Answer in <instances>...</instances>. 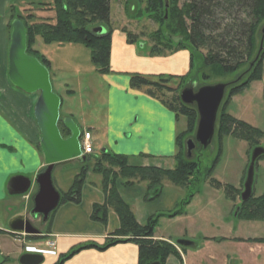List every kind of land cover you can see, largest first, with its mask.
<instances>
[{
  "label": "rangeland",
  "instance_id": "obj_1",
  "mask_svg": "<svg viewBox=\"0 0 264 264\" xmlns=\"http://www.w3.org/2000/svg\"><path fill=\"white\" fill-rule=\"evenodd\" d=\"M3 1L5 2L4 11L0 10V17L6 25L11 21V16L16 14L22 18L32 15L35 21L54 22L55 7H52L50 0L44 1V5L40 8H35L24 0ZM136 2V0H110L108 23L93 24L94 27H104L103 33L108 29L111 30L109 59L111 72L108 74L102 75L95 70L90 58V49L81 43L44 44L36 39L40 46L35 44L33 47L38 48L39 56L41 55L47 62L45 66L49 72L52 90L61 101L60 119L70 114L82 131L89 129L92 133V153L87 156L86 161L73 160L59 164L52 172L54 187L63 194L66 192H63L64 190L59 186L58 179L67 184L69 191L81 168L84 167L88 171L87 168L91 166L86 179L83 180L85 183L81 184V196L77 203L80 209L84 206L83 211L87 208V201L96 199L97 203L101 204L104 199L101 178L92 171L94 162L99 158L102 150L109 154L126 156L130 165L141 164L142 157L147 156L148 165H159L158 167L171 169L174 166L172 155L175 132L183 131L185 128L183 116L175 122V127L171 126L174 113L160 99L150 97L142 90L130 88V86L120 91L118 82L129 80L134 74L166 77L183 75L189 69L188 48L163 50L161 54L150 53L151 47L156 43L154 34L158 25L145 12V3ZM2 15H4L3 18ZM262 25H264V19L257 29V48H259L261 36L259 30ZM126 32L136 36L133 43L127 41ZM173 43L176 44V42ZM256 51L258 50H255L254 57L257 54ZM181 52H184L183 55ZM193 65L194 70L184 81L182 88L192 87L194 91L204 85L230 82L246 67L232 75L201 80L200 70L195 72V69L201 66V57L197 53L193 56ZM262 66V79L253 81L241 94L233 96L227 105V111L233 117L264 131L262 99L264 59ZM178 81L180 80H173L170 84L171 88H174ZM171 94H165L164 98L170 99ZM32 95L36 99L38 93ZM226 95L227 90L222 103ZM194 131L185 139L193 138ZM257 145L264 148V137L259 139ZM217 151L218 139L214 133L210 145L206 148L196 145L191 159H188L196 162L199 169L191 183L177 186L163 179L158 186L160 189L158 195L151 199L157 188L147 189L145 182L132 179L130 186H122L129 194L124 200L132 205L141 224L150 217L156 219L153 232L157 237L166 238L165 240L168 239L172 243L178 239H184L196 244L195 247L184 249L176 246L180 250V255H183V258L181 256L182 264H263L264 244L251 243L248 240L264 238V221L245 220L234 216L236 205L241 201L240 193L243 190V177L248 166L251 146L231 136L223 137L218 161L211 175L205 176ZM156 161L158 164H155ZM210 179L216 180L221 186L211 185ZM223 185L233 186L240 193H235L232 200L226 196ZM263 193L264 159L259 158L254 165L252 195L257 197ZM146 194L150 199L146 197ZM187 199L189 202L184 204L183 202ZM79 208L77 209L83 212ZM2 209L0 207V215H2ZM67 211L69 210L63 211V202H61L52 214L57 212L61 215L66 214ZM178 211L180 213L170 216ZM110 212L112 211L107 213ZM94 223H97L93 224L95 227L105 230L110 227L111 219L107 214L105 223L98 221ZM81 229L86 231L85 227ZM1 240L9 242L13 248L23 247V244L10 234L0 236V242ZM77 241L75 250L90 244L100 247L106 239L102 243L90 237ZM34 243H41L38 248L46 249L44 253H49L51 250L47 247L42 248L45 247L42 239ZM84 249L86 248L81 250ZM48 253L40 264L51 262V257L46 256L50 255ZM1 264H19V262L10 255ZM166 264L180 263L175 256H172Z\"/></svg>",
  "mask_w": 264,
  "mask_h": 264
},
{
  "label": "trees",
  "instance_id": "obj_2",
  "mask_svg": "<svg viewBox=\"0 0 264 264\" xmlns=\"http://www.w3.org/2000/svg\"><path fill=\"white\" fill-rule=\"evenodd\" d=\"M46 0H24V2L40 8ZM55 7L54 22L35 21L34 16L22 18L19 14L10 15L11 21L19 19L26 29V52L36 57L40 63L46 65L45 59L40 55L39 43H81L90 49L91 62L99 74H108L110 68L111 30L98 34L92 32L96 22L108 23L110 0H50ZM144 2V10L148 16L158 25L154 34L155 45L150 53L161 54L163 50L189 49V69L183 75H168L166 77L131 75L130 88L142 90L150 97L160 99L161 102L174 113L175 120L183 116L185 128L176 132L174 143L175 153L172 155L174 166L171 169L154 165H130L124 155L100 153L99 158L92 167L93 173L100 176L101 190L104 195L102 204L94 203L91 211V219L101 223L107 220L108 208L112 209L118 218V227L106 238V242L98 247L90 244L85 247H94L104 250L114 244L133 242L138 246L136 264H149L158 261L165 264L169 256H175L182 264L181 255L174 243L165 239L153 238V228L156 219L150 217L144 224H140L130 207L118 191L116 180L121 186H130L131 180L145 182L147 189L157 188L151 196L156 197L160 191L158 186L163 179L169 180L177 186H184L193 181L198 172V164L184 157L185 137L193 133L197 123L195 105L183 104L178 96L182 84L194 70L193 56L199 54L201 66V80H209L214 77L232 75L238 70L245 69L229 83L227 95L219 106L215 122V135L218 139V151L212 165L207 169L205 176H210L218 161L221 151V140L225 136L245 141L251 146V151L258 146L260 138L264 137V131L239 120L227 111V105L233 96L241 94L253 81L261 80L263 74L264 43L258 58L254 61V52L257 48L256 34L259 24L264 19V0H136ZM16 11V10H15ZM17 13V11H16ZM7 24L8 37L10 23ZM126 39L133 43L136 36L126 32ZM180 40L173 43V37ZM257 52V51H256ZM46 67V66H45ZM47 68V67H46ZM191 78V77H190ZM179 79L174 88H171L173 80ZM172 93L166 100L165 94ZM262 99L264 102V82L262 86ZM60 123V125H59ZM60 134L67 137L69 132L59 121ZM36 148L40 150L38 143ZM251 154V152H250ZM263 158L264 155L257 159ZM87 159V156L85 160ZM250 159V155H249ZM249 163V162H248ZM256 163V161H255ZM86 169L81 168L76 175L74 183L66 193H60V203L69 201L78 203L80 200V188L86 175ZM245 178V177H243ZM123 180V181H122ZM210 184L220 187L221 184L210 179ZM226 196L234 200V194L240 193L230 185H223ZM191 196V195H190ZM146 197L148 195L146 194ZM188 199L184 201L187 204ZM235 218L245 220L264 221V193L240 201ZM180 211L170 216H175ZM238 239V238H237ZM236 241H240L237 240ZM256 244H264V238H252L248 240ZM181 248V247H179ZM184 249V248H181ZM76 250H72L55 264H62L64 259L70 257ZM62 259V262H60ZM264 264V259H263Z\"/></svg>",
  "mask_w": 264,
  "mask_h": 264
},
{
  "label": "water",
  "instance_id": "obj_3",
  "mask_svg": "<svg viewBox=\"0 0 264 264\" xmlns=\"http://www.w3.org/2000/svg\"><path fill=\"white\" fill-rule=\"evenodd\" d=\"M9 45L7 49V77L9 82L17 89L26 94L38 93L33 105V117L40 132L39 147L43 157V167L33 180L24 176L11 177L6 185L9 195H22L28 191L31 184L37 186V191L32 198L33 206L30 213L41 215L42 221H46L49 215L58 207L60 193L56 190L52 181V172L56 165L77 159L85 160L81 154L79 143L80 129L71 117L61 119L63 126L68 130L69 136L62 137L58 128L60 98L52 90L48 69L40 61L26 52V29L23 22L13 19L10 23ZM92 32L102 34L104 28L97 26ZM260 41L254 61L263 48L264 25L260 27ZM173 42L180 37H173ZM229 83H215L199 87H184L179 92V99L183 104L195 105L197 123L194 137L184 140V152L187 159H191L196 145L206 148L210 145L214 131L217 111L224 97ZM105 152V150H102ZM264 155V148L255 146L250 155L246 176L243 182V190L240 193L242 202L247 201L252 193L254 175V163L256 159ZM238 208L236 209L237 212ZM235 212V214H236ZM234 214V215H235ZM11 233L33 234L36 232L23 216L17 215L7 223ZM175 244L181 247H191L193 242L178 239ZM44 257L42 254L25 252L18 258L19 264H40ZM6 258L0 252V264ZM149 264H160L158 261Z\"/></svg>",
  "mask_w": 264,
  "mask_h": 264
},
{
  "label": "crops",
  "instance_id": "obj_4",
  "mask_svg": "<svg viewBox=\"0 0 264 264\" xmlns=\"http://www.w3.org/2000/svg\"><path fill=\"white\" fill-rule=\"evenodd\" d=\"M4 4L5 2L0 0V10H2V12L4 11ZM3 17L4 15H2V18ZM7 48V25L5 22H2L0 17V207L3 208L2 215H0V236L9 234L6 231L7 222L12 217L16 215H25L27 213L31 196L37 191V186L33 184L29 192L23 196L9 195L6 190L8 180L14 176H24L33 180L35 174L43 167L42 153L36 148V143H38L40 138V132L33 117L35 96L22 92L9 82L7 77ZM183 53L184 52H181L182 55ZM189 57L190 54L188 55V62ZM146 62L148 63V60H146ZM118 83L120 85V91L129 86L128 79ZM68 116L71 115L69 114ZM175 122L176 120L173 115V120L171 122L172 127H175ZM86 130L90 132L89 129ZM90 134L92 140V133L90 132ZM175 150L176 147L174 143V153ZM142 159L140 165L147 166V156H144V158L142 157ZM155 164H158V162L156 161ZM90 168L91 166L88 167L87 170L90 171ZM88 171L84 180L87 177ZM84 183L85 181L82 185ZM116 183L121 198L123 200L124 198L126 199L129 195L127 189L119 185V179L116 180ZM58 184L64 190L63 192L68 191L67 184H64L60 179H58ZM124 201L128 203V201ZM87 202V208L83 211L84 206L80 209L76 203L65 201L63 202V211L69 210L66 214L60 215L55 212L50 215L45 224L47 229L44 232L47 235H45L46 237H44L43 240H53L56 244V251L52 252L50 255H46L51 257V262L46 264H55L61 256L67 255L72 250H75L74 246L78 243V239L90 237L102 243V241L109 237L110 233L118 227V218L110 208H108V212L110 210L112 212L107 213L108 217L110 216L111 219L110 227L105 230H100L95 227L93 224L96 225L97 223H94V220H92L90 216L92 206L94 203H97V200L91 199ZM130 207L136 220L141 224L132 205H130ZM77 208L83 212L79 211ZM84 227L86 231L81 229ZM11 236L21 242V237L17 235ZM153 238L166 239L157 237L156 235H154ZM85 246L77 248L75 253L71 255L68 260L67 258L64 259L62 264L137 263L138 246L132 242L114 244L104 250H98L92 247L86 248ZM0 248L4 255H13L16 260H18V257L22 253V248H13L10 246V243L5 240H1ZM82 248L86 249L81 250ZM181 256L183 258V255ZM170 257L167 258L166 262L169 261Z\"/></svg>",
  "mask_w": 264,
  "mask_h": 264
},
{
  "label": "flooded vegetation",
  "instance_id": "obj_5",
  "mask_svg": "<svg viewBox=\"0 0 264 264\" xmlns=\"http://www.w3.org/2000/svg\"><path fill=\"white\" fill-rule=\"evenodd\" d=\"M31 199H32V196H31ZM30 209H31V205H29L28 211L25 215H23V217L25 220H27L30 223V225L32 226V228L36 230V232L30 235L25 234L23 236L26 242H37L38 240H41L42 238H44L45 235H47L44 231L47 229V227H45V224L47 223L48 220L42 221V216L39 214L37 215L31 214ZM4 257L7 260L8 256L4 255Z\"/></svg>",
  "mask_w": 264,
  "mask_h": 264
},
{
  "label": "built area",
  "instance_id": "obj_6",
  "mask_svg": "<svg viewBox=\"0 0 264 264\" xmlns=\"http://www.w3.org/2000/svg\"><path fill=\"white\" fill-rule=\"evenodd\" d=\"M82 152L84 154H88L92 152V146L90 143V134L89 132H84L83 136H82ZM47 245L49 247L54 248V243L53 242H47ZM27 250H34V251H38L37 248H32V247H26Z\"/></svg>",
  "mask_w": 264,
  "mask_h": 264
}]
</instances>
